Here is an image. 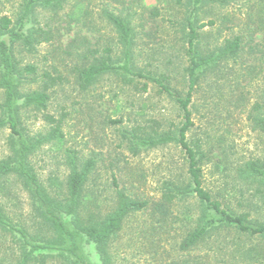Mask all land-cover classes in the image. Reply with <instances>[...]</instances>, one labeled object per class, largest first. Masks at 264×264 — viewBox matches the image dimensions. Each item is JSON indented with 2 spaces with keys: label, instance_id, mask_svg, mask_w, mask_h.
<instances>
[{
  "label": "rangeland",
  "instance_id": "rangeland-1",
  "mask_svg": "<svg viewBox=\"0 0 264 264\" xmlns=\"http://www.w3.org/2000/svg\"><path fill=\"white\" fill-rule=\"evenodd\" d=\"M21 3L0 0V16L7 14L16 20ZM191 9L189 0H65L59 10H36L38 24L51 33L49 41L30 53L19 46L15 49L21 66L31 63L40 73L48 70L62 76L49 89L46 107L19 100V119L26 135L47 133L52 124L46 116L62 124L64 140L44 143L30 156L32 169L48 194L55 200L67 197L69 156L73 155L79 164L88 158L97 162L86 185L90 199L80 210L86 222L105 218L117 205L118 190L149 200L146 209L125 218L111 239L109 251L116 264H245L238 249L256 242L245 234L220 231L190 251H182L181 242L196 225L198 199L191 196L168 204L162 193L167 181L180 186L190 183L185 150L173 142L134 155L124 137L125 130L134 126L149 132L178 130L185 121L180 105L161 85L145 77L129 83L107 73L87 89L81 88L77 77L76 65L83 62L82 55L102 54L110 48L113 58H119L118 33L108 20V14L114 13L134 30L138 70L166 75L165 83L185 97L190 65L186 19ZM194 17L196 24L213 22L199 29L198 46L203 52L214 51L237 35L242 37L238 55L204 72L192 94L187 137L204 155L203 186L223 206L262 217L264 203L255 194L256 187L240 180L237 169L247 161L264 159V132L254 129L252 120L258 114L256 104L264 103V0H229L226 7L206 5ZM42 84L26 81L21 90L28 93L41 89ZM4 100L5 92L0 89V117ZM10 133L7 127L0 129V162L13 154ZM0 207L29 234H51L16 174L0 175ZM15 240H19L17 235L0 229V264L17 262Z\"/></svg>",
  "mask_w": 264,
  "mask_h": 264
},
{
  "label": "trees",
  "instance_id": "trees-1",
  "mask_svg": "<svg viewBox=\"0 0 264 264\" xmlns=\"http://www.w3.org/2000/svg\"><path fill=\"white\" fill-rule=\"evenodd\" d=\"M64 2L65 0H22L16 20L7 14L0 16V89L5 92V100L1 103L3 114L0 117V129L7 127L11 130L9 142L13 152L8 160L0 162V175L16 174L21 179L30 193L35 211L49 226L51 234L45 237L29 234L25 228L16 226L8 219L1 207L0 229L17 235L19 239L15 240L17 251L19 249V257L15 264H48L52 261L60 264H116L109 251L111 239L118 234L125 218L146 209L149 200L131 197L123 190H118L116 207L105 218L86 222L81 217L80 210L87 207L86 202L90 199L85 194L86 185L96 168V159L88 158L79 164L75 156L70 155L68 195L63 199L55 200L48 194L33 171L30 156L44 143H61L64 140L61 121L54 116H46L52 128L47 133L30 137L21 128L19 119L20 98H24L22 103L26 105L46 107L50 98L49 89L62 81V76H55L48 70L40 73L31 63L21 66L15 49L19 46L30 53L34 52L36 45L49 41L51 33L38 24L36 10L40 7L59 10ZM228 3L229 0H189L192 8L186 19L190 56V65L187 67L189 90L185 97L180 96L177 91L174 92L169 82L165 83L166 75L157 77L143 74L138 70L134 65V30L124 18L114 13L108 14V20L118 33L121 45L119 58L115 60L112 50L106 48L105 53L102 54L93 52L92 55H82L83 62L76 65V70L83 89L91 87L101 75L107 73L122 76L124 81L129 83L136 77H145L161 85L162 89L180 105L185 118L183 125L175 131L154 130L153 132L144 131L141 126L140 128L134 126L125 130L124 137L128 140V147L134 155L145 149L173 142L181 145L185 150L189 161L190 183L180 186L167 181L164 183L162 193V199L168 204L175 199L182 200L191 196L198 199L200 211L196 225L187 233L180 244V249L190 251L214 232L233 231L256 240L255 243L237 248L243 263L264 264V214L262 217H254L249 210L234 211L214 198L202 183L203 152L198 146L192 145L187 137L192 125L190 109L192 94L201 75L218 67L222 62L236 57L242 47V37L237 35L232 40H226L216 50L203 52L198 46L199 29L213 22L196 24V17L192 18V15L194 16L195 12H199L206 5L217 4L226 7ZM26 81H40L43 84L41 89L24 93L21 86ZM146 86L147 83L144 84L143 89H146ZM255 109L258 114L252 117L253 128L264 132V103L256 104ZM237 175L243 182L256 187L254 192L260 195L264 203V159L245 162L237 169ZM159 206L164 207L163 204Z\"/></svg>",
  "mask_w": 264,
  "mask_h": 264
}]
</instances>
